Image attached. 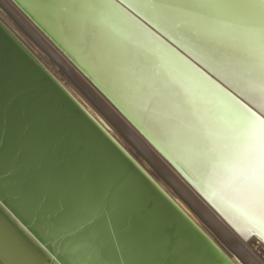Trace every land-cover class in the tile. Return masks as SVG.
Masks as SVG:
<instances>
[{
	"label": "snow or ice",
	"instance_id": "6c2138e0",
	"mask_svg": "<svg viewBox=\"0 0 264 264\" xmlns=\"http://www.w3.org/2000/svg\"><path fill=\"white\" fill-rule=\"evenodd\" d=\"M26 7L190 158L202 188L241 202L264 232V0H128L252 107L202 72L141 55L112 28V0ZM6 102L0 94V264H212L54 103L25 111L10 137Z\"/></svg>",
	"mask_w": 264,
	"mask_h": 264
},
{
	"label": "water",
	"instance_id": "95a60500",
	"mask_svg": "<svg viewBox=\"0 0 264 264\" xmlns=\"http://www.w3.org/2000/svg\"><path fill=\"white\" fill-rule=\"evenodd\" d=\"M29 3L30 0H0V94L5 101H14L3 105V116L8 120L10 137L15 131L17 119L25 111L30 112L39 101L54 103L135 177L143 191L161 210L174 234L180 235L194 250L209 253L212 264H244L237 255L225 251L218 239L193 220L185 206L172 196L171 190L152 177V166L147 162L139 163L121 145L115 135L111 134L113 128L105 124L91 108L90 111L87 110V104L79 94L67 86L55 69L41 61L37 52L7 25L3 16L19 21L37 36L46 49L73 71L82 86L101 105L107 107L122 125L131 127L157 164L195 203L214 216L236 242L246 243L252 240L264 246V233L255 224H252L254 229H247L243 235L239 233L222 211L221 203L216 205L217 200L222 202L224 198L218 193L213 194L206 186L201 187L200 177L190 158L176 151L155 124L144 118L133 105L114 93L103 79L93 73L73 47L66 43V37L50 27L42 14L26 7ZM112 3L117 5V9L111 13L112 28L129 44L134 45L141 55L158 57L165 72L174 68L202 72L214 84L229 91L240 103L248 104V101L233 92L200 63L193 52L128 7V0H112ZM183 61H187L192 66L191 69ZM248 106L252 107V104ZM258 115H264V112L258 111Z\"/></svg>",
	"mask_w": 264,
	"mask_h": 264
},
{
	"label": "bare ground",
	"instance_id": "6f19581e",
	"mask_svg": "<svg viewBox=\"0 0 264 264\" xmlns=\"http://www.w3.org/2000/svg\"><path fill=\"white\" fill-rule=\"evenodd\" d=\"M9 18L7 16H3V20L7 22V25L17 32L21 38L25 40L29 47L37 52L41 61L43 60L45 64L50 66L52 69H54V66L61 68V74H64V77H61V79L67 83L69 88L79 94L82 100L87 104V107L85 106L87 110L91 108L101 117V120L105 124H109V126L113 128V132H111V134L113 136L115 135L121 145H124L126 149L134 155L139 163L147 162L152 166V177H154L159 183H163L169 190H171L173 194L172 196L181 205L183 204V206H185L193 220L196 221L199 226L202 224L204 228L202 226L201 227L205 231H208L207 233L212 234L216 239H218L225 251L227 250L230 253L237 255L244 264H264L263 245L253 242L252 240L247 241L246 243L244 241L239 242L237 238L236 242L232 236H229L227 232H225L227 230L223 226L219 225V223L215 220V217H212L208 212L195 203L193 199H191L189 195L173 181L167 172H165L160 165L157 164L155 159H153L147 151L146 147L142 145L139 137L131 129V127L127 128L122 125L118 118L113 115L107 107L101 105L91 95V93L82 86L77 77L73 74V71L70 70L65 63L61 62L48 49H46L37 36L33 35L31 31L24 27V25L19 21H13ZM19 30L22 32H18ZM20 33L24 34L23 36H26L27 39H25ZM224 201L221 202V200H217L216 205L221 203V207L223 209L222 211L227 215L230 222L236 226L239 233H242L243 235L247 229H254L252 226L253 223L248 218L246 209L241 202L232 198H224Z\"/></svg>",
	"mask_w": 264,
	"mask_h": 264
},
{
	"label": "rangeland",
	"instance_id": "374dc122",
	"mask_svg": "<svg viewBox=\"0 0 264 264\" xmlns=\"http://www.w3.org/2000/svg\"><path fill=\"white\" fill-rule=\"evenodd\" d=\"M8 18H9V17H8ZM9 19H10V18H9ZM18 32H22V31L19 30ZM20 34H22V33H20ZM23 35H24V34H22V36H23ZM23 37H24L25 39H27L26 36H23ZM54 69H56V71H57L56 73L59 75L60 78H61V77H64V74H63V73H62L63 75L61 74V72H62V71H61V68H59V67H55V66H54ZM127 151H128V150H127ZM131 155L134 157L133 154H131ZM134 158H135V157H134ZM135 159H136V158H135ZM199 224H200V223H199ZM200 225L204 228V226H203L202 224H200ZM258 254H259V253H258Z\"/></svg>",
	"mask_w": 264,
	"mask_h": 264
}]
</instances>
